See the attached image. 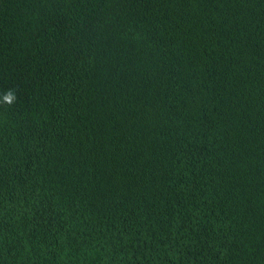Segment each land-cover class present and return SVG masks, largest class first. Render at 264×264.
I'll use <instances>...</instances> for the list:
<instances>
[{"label":"trees","instance_id":"trees-1","mask_svg":"<svg viewBox=\"0 0 264 264\" xmlns=\"http://www.w3.org/2000/svg\"><path fill=\"white\" fill-rule=\"evenodd\" d=\"M0 264H264V0H0Z\"/></svg>","mask_w":264,"mask_h":264},{"label":"clouds","instance_id":"clouds-1","mask_svg":"<svg viewBox=\"0 0 264 264\" xmlns=\"http://www.w3.org/2000/svg\"><path fill=\"white\" fill-rule=\"evenodd\" d=\"M17 97L13 89H8L2 97V101L8 105H12L16 102Z\"/></svg>","mask_w":264,"mask_h":264}]
</instances>
